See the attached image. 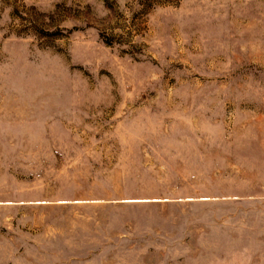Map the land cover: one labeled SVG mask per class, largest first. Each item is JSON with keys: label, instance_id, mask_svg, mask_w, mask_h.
Here are the masks:
<instances>
[{"label": "rangeland", "instance_id": "rangeland-1", "mask_svg": "<svg viewBox=\"0 0 264 264\" xmlns=\"http://www.w3.org/2000/svg\"><path fill=\"white\" fill-rule=\"evenodd\" d=\"M0 264H264V0H0Z\"/></svg>", "mask_w": 264, "mask_h": 264}, {"label": "trees", "instance_id": "trees-1", "mask_svg": "<svg viewBox=\"0 0 264 264\" xmlns=\"http://www.w3.org/2000/svg\"><path fill=\"white\" fill-rule=\"evenodd\" d=\"M177 0H139L140 4L143 6L145 12L152 9L153 6L158 4H170L174 3Z\"/></svg>", "mask_w": 264, "mask_h": 264}]
</instances>
